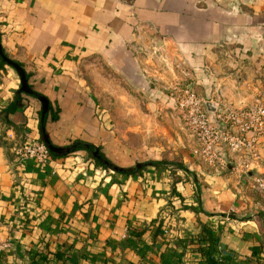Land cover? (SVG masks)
<instances>
[{
	"label": "crops",
	"instance_id": "obj_1",
	"mask_svg": "<svg viewBox=\"0 0 264 264\" xmlns=\"http://www.w3.org/2000/svg\"><path fill=\"white\" fill-rule=\"evenodd\" d=\"M0 46L31 90L0 55V264H264V149L244 174L240 156L226 152L220 170L195 141L130 132L140 103L147 118L177 113L153 65L167 59L201 97L251 103L264 88V0H0ZM42 126L51 160L18 163L11 147L42 140Z\"/></svg>",
	"mask_w": 264,
	"mask_h": 264
},
{
	"label": "built area",
	"instance_id": "obj_2",
	"mask_svg": "<svg viewBox=\"0 0 264 264\" xmlns=\"http://www.w3.org/2000/svg\"><path fill=\"white\" fill-rule=\"evenodd\" d=\"M165 50L162 49L161 52L164 53ZM177 65L182 67L180 72L187 78L189 70L180 61ZM186 78L170 85L173 91L169 96L174 101L184 126L196 142L195 155L209 167L220 170L227 167L226 152L230 158L240 156L243 159L241 172L248 174L253 165L262 159L260 147L264 143V88L258 90L248 106L237 109L223 106L219 97L216 102L201 97L187 84ZM208 103L215 106L214 118L211 117ZM11 152L20 164L32 160L46 165L51 160L50 149L38 139L27 138L23 143L14 144ZM254 186L264 193V175L254 177ZM163 232L169 235L170 229L165 228ZM9 247V242H0V252Z\"/></svg>",
	"mask_w": 264,
	"mask_h": 264
},
{
	"label": "rangeland",
	"instance_id": "obj_3",
	"mask_svg": "<svg viewBox=\"0 0 264 264\" xmlns=\"http://www.w3.org/2000/svg\"><path fill=\"white\" fill-rule=\"evenodd\" d=\"M167 61H169V60L168 59L165 60V63H163V64L162 63L158 64V62H155V64H153V65L158 66V68L164 67V69H158L157 68V70L160 71L161 74L165 75L163 77V79H161V81H160L161 85H159V86L163 92H166L169 95L173 91V88L170 87V84H172L174 82L182 81L185 79V77L182 75V73H181L182 71L180 72V69L182 67L179 68L177 63L176 64H171V63L168 64V63H166ZM171 61H173V58ZM168 69L171 70V71H169V73H167ZM171 72L178 73L177 79H175L172 83H170V81L168 79H165V77H167V76H168L167 78L170 77ZM137 104L133 103V106H132L133 114H135V108L137 107ZM249 104H247L246 106H248ZM139 105L142 109L138 111L139 112L138 119H135V117H133V120H131L133 124H132V131H130V132H133L134 134H136L135 133L136 130H134V128L137 124H139L141 129L145 128V130L143 132H145V134L147 135V138H148V141L150 144H154L156 146H162V145H166V144H172V140L177 142L178 144L194 143V138L191 136L190 132L184 126V123H183L182 119L179 117L178 113H170V114H167L166 116L161 115V116H156V117H152V118H147V117H145V115L143 113L146 110L145 104L143 105L140 103ZM144 108H145V110H144ZM138 109H140V108H138ZM175 111L177 112V110H175ZM142 113H143V115H142ZM126 120L127 119L116 118V119L112 120V124L113 125L116 124L117 127H120V128L121 127L125 128ZM137 136L139 137V135H137ZM138 137H136V135H135L134 140L138 139ZM139 138H141V136ZM261 148L264 149V143L263 142L261 143L260 149ZM260 153H261V151H260ZM261 156H263L262 153H261ZM134 168H136V167H134ZM260 174L264 175V173H260Z\"/></svg>",
	"mask_w": 264,
	"mask_h": 264
},
{
	"label": "water",
	"instance_id": "obj_4",
	"mask_svg": "<svg viewBox=\"0 0 264 264\" xmlns=\"http://www.w3.org/2000/svg\"><path fill=\"white\" fill-rule=\"evenodd\" d=\"M0 55L2 57V59L4 60V62L13 67L20 75L21 77V81H22V90L25 91V92H31L30 90V87H29V84H28V80H27V77H26V73L25 71L23 70V68L17 64V62L11 60L10 58H8L4 53H3V50L0 46ZM207 107L209 109V112L211 113V115H213V112L215 111V106L212 104V103H208L207 104ZM41 132H42V141L48 146V148L50 149V142L48 140V136L47 134H45V131H44V127L42 126L41 127Z\"/></svg>",
	"mask_w": 264,
	"mask_h": 264
},
{
	"label": "trees",
	"instance_id": "obj_5",
	"mask_svg": "<svg viewBox=\"0 0 264 264\" xmlns=\"http://www.w3.org/2000/svg\"><path fill=\"white\" fill-rule=\"evenodd\" d=\"M1 61L2 62H4V60L2 59V57H1ZM5 63V62H4ZM6 64V63H5ZM17 64H19V63H17ZM20 65V64H19ZM21 66V65H20ZM22 67V66H21ZM26 77H27V75H26ZM27 80H28V78H27ZM22 91H20L19 92V94L21 93ZM166 163V162H165ZM156 223V229H157V233L158 234H160V232H163V225H164V220H158L157 222H155ZM208 232V235H209V238L207 239L206 237H205V239H207L208 241H209V248L213 251V252H215L216 251V239L213 237V235L211 234V232L208 230L207 231ZM207 254V253H206ZM213 260H215V259H212V261ZM230 260V258H229V256H227V255H222L221 256V264L223 263V264H227L228 263V261ZM214 262V261H213Z\"/></svg>",
	"mask_w": 264,
	"mask_h": 264
}]
</instances>
